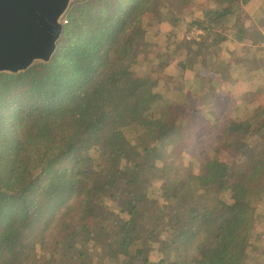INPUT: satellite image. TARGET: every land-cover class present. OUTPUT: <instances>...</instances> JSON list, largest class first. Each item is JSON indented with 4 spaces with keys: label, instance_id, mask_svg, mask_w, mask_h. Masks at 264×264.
I'll use <instances>...</instances> for the list:
<instances>
[{
    "label": "trees",
    "instance_id": "trees-1",
    "mask_svg": "<svg viewBox=\"0 0 264 264\" xmlns=\"http://www.w3.org/2000/svg\"><path fill=\"white\" fill-rule=\"evenodd\" d=\"M169 1L75 3L51 64L0 77V264H249L264 226L263 70L244 61L245 96L224 68L249 46L264 60V35L241 25L264 26V6L250 20L253 0H181L190 16ZM163 23L173 36L155 63L172 77L137 79V34ZM188 66L204 73L200 113Z\"/></svg>",
    "mask_w": 264,
    "mask_h": 264
},
{
    "label": "water",
    "instance_id": "water-1",
    "mask_svg": "<svg viewBox=\"0 0 264 264\" xmlns=\"http://www.w3.org/2000/svg\"><path fill=\"white\" fill-rule=\"evenodd\" d=\"M83 1L87 0H0V77L51 64L66 16Z\"/></svg>",
    "mask_w": 264,
    "mask_h": 264
},
{
    "label": "rangeland",
    "instance_id": "rangeland-1",
    "mask_svg": "<svg viewBox=\"0 0 264 264\" xmlns=\"http://www.w3.org/2000/svg\"><path fill=\"white\" fill-rule=\"evenodd\" d=\"M264 6V0H253L247 7H245V12L247 14V17L252 20L253 17L255 16V14L259 11V9ZM168 8L174 10L175 12H177L178 14H185L190 16L194 11L193 7L192 10L190 7L185 6V8L182 5L181 0H170L169 4H168ZM209 6L206 3L200 4L199 6H197V11H201V10H206L208 9ZM164 13V10H162V14ZM248 21H246L245 23H242L241 25H248L250 30L252 29V31L254 32H259L262 35H264V26L259 27V25L256 24V26H253L254 22H250L252 23V25H249L247 23ZM159 34V36L156 35ZM170 35L173 36V33H171V27L169 26V24H160L157 25L154 30H152L151 32H149L148 34L146 33H138L137 37L139 38V44H138V54L142 57V61L144 62V69L142 71L140 70H136L134 71V77L137 79L140 78H148V73L149 70L151 69L152 71L156 72L159 74V76L162 79H169L170 77H172L170 69H163L160 68L158 64L155 63V59H158L156 56L158 54H160L159 50H163L162 48V43L163 40L161 39V35ZM201 35V34H199ZM262 42H258V45H256L258 48L261 47ZM163 58L165 61L170 62L171 61V57L169 55L168 52H162ZM227 56H228V61L230 62V64H232L234 66V68H232L231 66H228L226 68H224V71L228 73V76L231 78L230 80V88L229 91L232 90V88H234L236 93H245V96H250L249 94H251V84L248 82H243L240 79H238V75H240L242 73V65L244 63L245 60H247L249 57L251 58H256V63L249 64V68L250 69H261L262 74L263 75V79H264V60L261 57H259L258 54V50L253 48V46H249L245 49V51L240 52L239 56H236L234 54V52H227ZM242 56V57H241ZM264 56V53H263ZM148 66H151L147 69ZM189 69L187 70L186 73V77H187V83H186V87L185 90L187 92V94H189L190 96V105H191V109L193 112L195 113H200L202 111V107L199 105V102L197 99H203V96L206 95L205 92H203L202 94V89L204 88L205 84H202L199 81H203L202 78H204V73L201 72V66L198 67H193L190 68V66H188ZM220 67V66H219ZM216 65V69L219 68ZM146 68V69H145ZM219 71V70H218ZM210 77V81H213L212 79L214 78V76L212 77L211 74L207 73ZM199 77V80H196V77ZM215 79V78H214ZM262 80L261 78L258 79ZM193 89H195L199 95L198 98L194 97L192 95V92L194 91ZM214 90H216V87L213 88ZM261 93H264V86H262L260 88ZM214 101L209 100L207 101V105H209L210 103H213ZM127 104H130V101H127ZM188 112V110H186V113ZM190 113V110L187 114ZM188 118H190L191 120L195 121L196 118L190 117L188 116ZM131 158L136 161L138 164H142L143 163V156L140 155L137 151L134 152V154L131 156ZM149 170H153V168L151 166L146 165L145 166V174L143 176L144 179H149L152 177L153 173L152 172H146ZM144 193L147 194V190H146V186H145V190ZM153 217L156 218V212L153 213ZM256 226H259L256 225ZM260 229L256 230L251 238V243L253 242V244L255 243V245H253L252 250H251V254L249 256V264H264V261L261 260V258L264 259V226L260 225ZM79 264H82V262H80Z\"/></svg>",
    "mask_w": 264,
    "mask_h": 264
}]
</instances>
